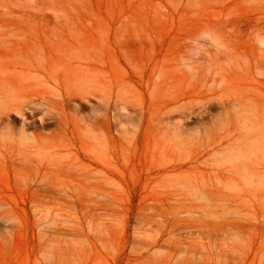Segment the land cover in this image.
<instances>
[{
    "label": "rangeland",
    "instance_id": "obj_1",
    "mask_svg": "<svg viewBox=\"0 0 264 264\" xmlns=\"http://www.w3.org/2000/svg\"><path fill=\"white\" fill-rule=\"evenodd\" d=\"M29 22L68 25L94 58L82 82L52 88L65 98L80 88L66 105L84 129L55 139L99 177L59 168L42 180L37 170L0 165V264H264V178L244 171L218 183L230 194L196 198L176 191L192 173L147 181L173 158L148 151L136 114L148 106L156 63L167 100L186 85L183 71L217 51L264 62V0H0V24ZM239 82L264 96V76L242 73ZM24 118L5 116L16 129Z\"/></svg>",
    "mask_w": 264,
    "mask_h": 264
},
{
    "label": "bare ground",
    "instance_id": "obj_2",
    "mask_svg": "<svg viewBox=\"0 0 264 264\" xmlns=\"http://www.w3.org/2000/svg\"><path fill=\"white\" fill-rule=\"evenodd\" d=\"M202 28L216 31L213 25ZM68 29L61 22L0 24V165L37 170L42 180L59 168L73 170L78 177H99L90 175L92 170L85 174L68 143L55 139L58 133L81 132L84 126L66 105L76 99L80 88L72 89L65 98L57 96L52 84L60 86L72 79L82 82L95 70L94 58L85 54L83 43L74 42L79 36L67 33ZM261 60L242 63L229 49L217 51L201 64L190 65L188 73L183 71L186 85L167 100L162 94L166 72L159 63L154 64L146 81L148 106L140 107L136 114L144 122L148 151L173 159L159 162L147 181H175L173 175L178 172L192 173L176 181V191L196 198L230 194L218 183L237 182L244 171L264 178V96L244 92L239 84L242 73L264 76ZM61 70L67 76L60 75ZM12 113L25 117L19 129L5 120ZM35 120L40 129L28 130ZM103 120L110 125L108 111ZM132 140L136 143L137 137Z\"/></svg>",
    "mask_w": 264,
    "mask_h": 264
}]
</instances>
